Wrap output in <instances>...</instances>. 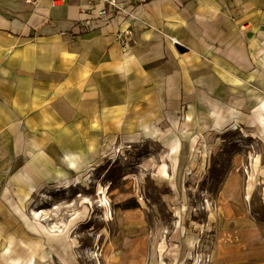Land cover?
I'll use <instances>...</instances> for the list:
<instances>
[{
	"label": "rangeland",
	"instance_id": "obj_1",
	"mask_svg": "<svg viewBox=\"0 0 264 264\" xmlns=\"http://www.w3.org/2000/svg\"><path fill=\"white\" fill-rule=\"evenodd\" d=\"M118 17L131 21L117 33L123 51L135 27H153L131 11ZM247 31L237 63L197 53L203 63H188L195 78L216 75V96L200 97L210 125L195 124L204 139L216 108V137L197 158L169 161L132 135L88 158L62 152L44 176L31 167L27 191L0 192V264H264V40Z\"/></svg>",
	"mask_w": 264,
	"mask_h": 264
},
{
	"label": "crops",
	"instance_id": "obj_2",
	"mask_svg": "<svg viewBox=\"0 0 264 264\" xmlns=\"http://www.w3.org/2000/svg\"><path fill=\"white\" fill-rule=\"evenodd\" d=\"M118 3L153 25L135 27L125 51L117 33L131 21L99 15V0H0V192L27 191L31 167L44 176L62 152L88 158L101 143L137 135L177 161L216 137V108L211 132L195 133L196 123L210 125L200 97L216 96V75L195 78L188 63L202 64L197 55L237 63L243 33L264 40V0Z\"/></svg>",
	"mask_w": 264,
	"mask_h": 264
},
{
	"label": "built area",
	"instance_id": "obj_3",
	"mask_svg": "<svg viewBox=\"0 0 264 264\" xmlns=\"http://www.w3.org/2000/svg\"><path fill=\"white\" fill-rule=\"evenodd\" d=\"M63 0H51V4L55 5L61 3ZM102 3L101 9L98 11V14L101 16L111 15H120L124 13H130L125 7L118 3V0H99ZM137 3H145L147 0H134ZM120 39L122 41L121 47L124 48L126 46V42L124 41V37L126 34H119Z\"/></svg>",
	"mask_w": 264,
	"mask_h": 264
},
{
	"label": "bare ground",
	"instance_id": "obj_4",
	"mask_svg": "<svg viewBox=\"0 0 264 264\" xmlns=\"http://www.w3.org/2000/svg\"><path fill=\"white\" fill-rule=\"evenodd\" d=\"M98 193H99V194H101V193H102V191H101V190H98Z\"/></svg>",
	"mask_w": 264,
	"mask_h": 264
}]
</instances>
